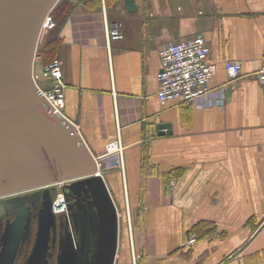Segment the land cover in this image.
<instances>
[{"label":"crops","instance_id":"0c3cea01","mask_svg":"<svg viewBox=\"0 0 264 264\" xmlns=\"http://www.w3.org/2000/svg\"><path fill=\"white\" fill-rule=\"evenodd\" d=\"M136 2L77 0L44 32L67 84L65 115L94 155L117 137L125 145L124 168L104 174L128 225L116 264H264V0ZM116 23L124 37L108 39ZM198 33L216 64L211 103L161 101L160 48Z\"/></svg>","mask_w":264,"mask_h":264},{"label":"water","instance_id":"95a60500","mask_svg":"<svg viewBox=\"0 0 264 264\" xmlns=\"http://www.w3.org/2000/svg\"><path fill=\"white\" fill-rule=\"evenodd\" d=\"M60 0H0V196L73 180L68 187L76 202L86 189L96 206L99 237L93 264H116L120 247L121 214L94 155L76 122L55 111L34 72L46 16ZM129 10L136 0H125ZM168 123L156 129L169 128ZM155 128H152L154 132ZM164 131H157L164 134ZM155 133V132H154ZM15 220L0 264H11L27 220L26 203ZM52 202L42 212V242L48 236Z\"/></svg>","mask_w":264,"mask_h":264},{"label":"built area","instance_id":"2783aa9c","mask_svg":"<svg viewBox=\"0 0 264 264\" xmlns=\"http://www.w3.org/2000/svg\"><path fill=\"white\" fill-rule=\"evenodd\" d=\"M76 2L77 0H71ZM105 5L106 0H102ZM57 24L52 12L43 23L42 33L48 32ZM108 39H121L124 37L122 25L116 23L107 28ZM211 46L203 33L169 41L160 48L162 68L158 73L159 89L158 97L161 101L180 99L184 103L203 106L211 103L207 99L210 94V82L216 70V64L209 61ZM38 59V57H37ZM226 70L230 77L237 79L242 75V61L232 59L226 61ZM34 76L46 97L53 105L55 111L64 113L66 104L65 88L62 65L59 59H55L44 65L41 70L35 68ZM44 78L48 84L42 87L39 83ZM257 79L264 87V55L262 65L257 72ZM65 114V113H64ZM125 145L121 137L111 139L106 143L105 152L97 156L98 171L95 173L102 176L108 169L113 167L124 168ZM68 209L66 194L59 190L52 202L54 213H63ZM195 238L189 239L192 243Z\"/></svg>","mask_w":264,"mask_h":264},{"label":"flooded vegetation","instance_id":"af4514ba","mask_svg":"<svg viewBox=\"0 0 264 264\" xmlns=\"http://www.w3.org/2000/svg\"><path fill=\"white\" fill-rule=\"evenodd\" d=\"M67 184H70V182L61 187L66 194L67 203L76 202V194ZM47 188V193L46 187H38L0 196V259L9 245L14 223L23 206L22 204L26 203L27 220L20 244L11 264L31 263V253L42 228L44 206L48 201L53 202V198L58 191V187L55 185ZM82 193L81 200L76 203L72 210L69 211V207L67 209L74 236L73 252L76 254L75 264H93L99 237L98 212L96 206L90 202L92 197L89 192L83 189ZM66 229L67 226L62 221L55 228L52 227L51 237H55V243H53L54 239L50 238L46 250V225L44 226L42 247H45V249L43 259L46 252H48L47 256L49 258L56 256L57 261L58 258L60 259L61 249L63 248H61L62 242L59 239L66 234Z\"/></svg>","mask_w":264,"mask_h":264},{"label":"rangeland","instance_id":"374dc122","mask_svg":"<svg viewBox=\"0 0 264 264\" xmlns=\"http://www.w3.org/2000/svg\"><path fill=\"white\" fill-rule=\"evenodd\" d=\"M45 36H46V33H44V35L42 33L40 43L45 39ZM40 43H39V45H40ZM37 61H38L37 65H38V67H40V62L42 63L40 56H38ZM39 83L42 87H46V80L44 78L40 79ZM72 181L73 180L66 181V182H56L54 185L58 187V191H59V190H62L61 187L64 184H66L68 182L71 183ZM58 191H57V193H58ZM74 216H76V215H74ZM60 221L64 222L67 226L66 234L59 239V241L62 242L61 248H63V249H61L60 259L58 258V261H57L56 256L49 258L47 256L48 252H46V256L43 259V257H44L43 251H44L45 247H42V242H39V236H40V233H39L38 238L35 241L32 253H31L32 255L30 258V261H31L30 264H75L76 254L73 252V242H74L73 238H74V236H73L72 229L70 226L71 224L69 221V215H68L67 211L63 212V213H57V214L53 213L52 214L50 230H49L48 236L46 237V250L48 248L47 245H48L50 238L54 239L53 243H55V237H51V231H52V227L55 228L56 225L60 223ZM127 227H128V225H127V222L125 220V217L122 216L121 221H120V247H119L120 249L121 248L124 249V247L126 245L125 240H126ZM52 255H54V254H52ZM119 264H123L121 262V260L119 261Z\"/></svg>","mask_w":264,"mask_h":264},{"label":"trees","instance_id":"16d2710c","mask_svg":"<svg viewBox=\"0 0 264 264\" xmlns=\"http://www.w3.org/2000/svg\"><path fill=\"white\" fill-rule=\"evenodd\" d=\"M100 2V0H97ZM67 4L66 11H70L72 7L74 6L75 2L71 0H60L55 8L52 11V14L54 15V18L56 21H59L60 16V8ZM38 56L41 57V61L44 65L50 63L51 61L56 59V49H55V43L49 42L46 40V38L40 43L39 50H38ZM40 59V58H39Z\"/></svg>","mask_w":264,"mask_h":264}]
</instances>
